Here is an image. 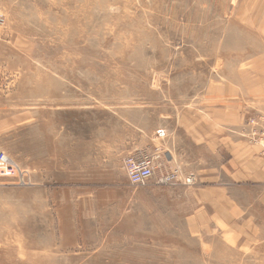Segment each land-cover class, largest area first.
Returning a JSON list of instances; mask_svg holds the SVG:
<instances>
[{"label": "rangeland", "instance_id": "rangeland-1", "mask_svg": "<svg viewBox=\"0 0 264 264\" xmlns=\"http://www.w3.org/2000/svg\"><path fill=\"white\" fill-rule=\"evenodd\" d=\"M0 15V264H264V0Z\"/></svg>", "mask_w": 264, "mask_h": 264}, {"label": "built area", "instance_id": "built-area-1", "mask_svg": "<svg viewBox=\"0 0 264 264\" xmlns=\"http://www.w3.org/2000/svg\"><path fill=\"white\" fill-rule=\"evenodd\" d=\"M4 24L2 16H0V27ZM262 146L264 147V131L262 133ZM124 168L127 172L130 182L135 186H144L149 183L154 174V162L151 157L145 153H138L128 157L124 161ZM24 173L16 166L10 163L2 153H0V177L14 178L16 177L19 182L24 180ZM170 176L167 179H174ZM160 182L162 180L160 179Z\"/></svg>", "mask_w": 264, "mask_h": 264}, {"label": "bare ground", "instance_id": "bare-ground-1", "mask_svg": "<svg viewBox=\"0 0 264 264\" xmlns=\"http://www.w3.org/2000/svg\"><path fill=\"white\" fill-rule=\"evenodd\" d=\"M1 16V15H0ZM3 18V17H2ZM4 20V19H3ZM160 133V132H159ZM260 135V134H259ZM261 148H263V147H261ZM138 154V153H137ZM131 156H133V155H129L128 157H131ZM128 157H126L125 158V160L128 158ZM151 158H152V156H151ZM124 160V161H125ZM154 162V161H153ZM158 162V161H157ZM124 167V166H123ZM125 169V168H124ZM125 172H126V170H125ZM126 175H127V172H126ZM127 177H128V175H127ZM159 178V177H158ZM129 179V178H128ZM130 181V180H129ZM190 181V180H189ZM161 183V182H160ZM181 183H183V182H181ZM189 183V182H188ZM137 187H139V186H137Z\"/></svg>", "mask_w": 264, "mask_h": 264}]
</instances>
